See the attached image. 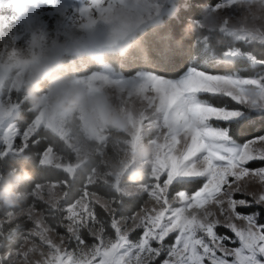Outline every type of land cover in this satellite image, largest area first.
Segmentation results:
<instances>
[{
    "label": "snow or ice",
    "instance_id": "snow-or-ice-1",
    "mask_svg": "<svg viewBox=\"0 0 264 264\" xmlns=\"http://www.w3.org/2000/svg\"><path fill=\"white\" fill-rule=\"evenodd\" d=\"M39 3L56 0H0V40ZM254 8L264 0H87L77 25L106 33L76 83L123 112L119 136L29 106L25 73L59 45L0 48V171L34 176L21 209H0V264H264V25H246ZM205 11L222 16L221 47L185 35Z\"/></svg>",
    "mask_w": 264,
    "mask_h": 264
},
{
    "label": "clouds",
    "instance_id": "clouds-1",
    "mask_svg": "<svg viewBox=\"0 0 264 264\" xmlns=\"http://www.w3.org/2000/svg\"><path fill=\"white\" fill-rule=\"evenodd\" d=\"M222 22L219 13L205 11L199 24L187 27L185 35L195 31L200 33L202 42L221 47L224 44ZM246 25H264V9L254 8ZM97 42L93 28L77 25L67 31L58 51L49 52L30 65L24 77V93L32 110L43 111L46 119L69 126L79 122L82 127L99 128L119 136L128 132L123 112L113 106L108 94L90 92L76 83L79 75L77 61H91L93 45ZM151 151L150 147L144 146L138 157L147 159ZM33 180L32 172L25 166L0 171V209H21L28 200L26 186Z\"/></svg>",
    "mask_w": 264,
    "mask_h": 264
},
{
    "label": "rangeland",
    "instance_id": "rangeland-1",
    "mask_svg": "<svg viewBox=\"0 0 264 264\" xmlns=\"http://www.w3.org/2000/svg\"><path fill=\"white\" fill-rule=\"evenodd\" d=\"M86 3L87 0H56L54 5L39 3L30 6L10 24L7 36L0 40V48L10 45L17 51H23L34 37L43 38L49 47L53 42L60 45L64 34L77 26L79 10ZM105 33V26L98 24L95 29L97 37L102 38Z\"/></svg>",
    "mask_w": 264,
    "mask_h": 264
},
{
    "label": "trees",
    "instance_id": "trees-1",
    "mask_svg": "<svg viewBox=\"0 0 264 264\" xmlns=\"http://www.w3.org/2000/svg\"><path fill=\"white\" fill-rule=\"evenodd\" d=\"M194 2H195V0H194ZM175 27V26H174ZM176 31L177 32H179V28H176ZM88 61H77V63H78V66L80 65V64H82V63H87ZM135 176V174L131 177V179L133 178ZM2 218V216H0V219Z\"/></svg>",
    "mask_w": 264,
    "mask_h": 264
}]
</instances>
